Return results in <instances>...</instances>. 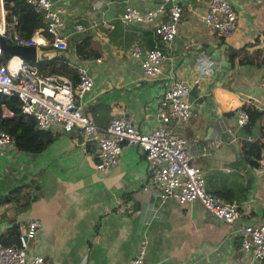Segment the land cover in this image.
<instances>
[{
  "label": "crops",
  "instance_id": "0c3cea01",
  "mask_svg": "<svg viewBox=\"0 0 264 264\" xmlns=\"http://www.w3.org/2000/svg\"><path fill=\"white\" fill-rule=\"evenodd\" d=\"M51 1L61 7L59 30L67 47L55 49L44 36L35 59L62 57L68 66L86 69L92 86L80 97L82 111L102 126L123 113L147 131L165 85L176 77L191 82V115L175 129L186 139L204 187L235 199L239 219L257 223L264 214V146L258 136L264 131V0H228L236 23L227 38L200 19L207 0H178L181 14L168 45L157 39L154 22L120 19L126 4L143 10L159 0ZM24 21L14 18L8 29L22 33ZM76 22L84 30H75ZM135 43L142 50L155 44L162 49L158 74L143 73L129 52ZM9 57L15 63L16 56ZM239 108L247 112L243 125L236 123ZM11 142L0 155V236L13 224L19 232L20 224L38 220L28 252L48 263L126 264L143 240L145 264L247 263L238 235L197 200L158 196L138 146L124 145L116 162L99 170L94 144L82 143L76 129H57L36 152L18 147L13 136ZM14 186L20 189L12 191Z\"/></svg>",
  "mask_w": 264,
  "mask_h": 264
},
{
  "label": "built area",
  "instance_id": "2783aa9c",
  "mask_svg": "<svg viewBox=\"0 0 264 264\" xmlns=\"http://www.w3.org/2000/svg\"><path fill=\"white\" fill-rule=\"evenodd\" d=\"M23 2L41 15L43 26L35 28L26 36L16 32L7 36V11L4 0H0V36L7 37L10 43L34 45L36 48L45 31L50 35L53 48L65 49L66 38L59 30L62 23L61 7L55 8L51 0ZM206 4L200 19L220 36L227 38L235 30L236 14L233 8L228 0H207ZM180 14L178 0H159L155 6L143 10L126 4L120 19L124 23L137 20L154 22L153 32L157 39L168 45L177 31ZM163 15L166 18L160 19ZM103 24L111 26L108 22L103 21ZM73 26L78 31L85 28L79 22ZM1 52L0 48V55ZM129 52L139 61L147 77L159 73L164 54L157 44L142 50L135 43ZM9 58L0 62V93L15 96L21 112L32 116L37 128L64 131L76 129L82 143L94 144L92 157L95 168L99 170L113 165L124 145L138 146L149 165L148 180L160 198L169 196L180 202L197 200L209 214L226 222L232 232L238 235L240 247L249 257L245 264H258L264 260V214L257 223L240 220L235 199H225L209 192L204 187L199 168L191 161L192 154L188 151L186 139L175 129L177 123L186 122L191 115V106L187 100L191 82L176 77L165 85L158 99L156 122L147 131L137 128L130 117L123 113L111 116L106 125L102 126L81 109L80 97L92 86V78L84 67L77 68L78 80L72 83L61 74H41L30 60L16 56L15 63L11 64ZM197 78H192V82H196ZM261 86L264 91V77ZM0 113L7 115L10 111L1 105ZM246 122L247 112L239 108L236 111V123L243 125ZM11 145L10 135L0 127V155L6 153ZM130 204L126 202L123 205L129 209ZM39 226L38 220H29L19 225L15 242L4 244L0 241V264H50L42 254L28 252ZM144 248L145 240L138 244L126 264H145Z\"/></svg>",
  "mask_w": 264,
  "mask_h": 264
},
{
  "label": "trees",
  "instance_id": "16d2710c",
  "mask_svg": "<svg viewBox=\"0 0 264 264\" xmlns=\"http://www.w3.org/2000/svg\"><path fill=\"white\" fill-rule=\"evenodd\" d=\"M4 7L6 9L5 20L10 23L14 21V18L23 17L24 25H27L24 31L18 32L20 35H29L37 27L43 26V20L39 13L34 12L31 7L26 5L23 0H4ZM13 32L8 29L7 36ZM44 36L49 39L50 35L43 32ZM8 41V38H5ZM80 46H84L85 37L81 38ZM50 44V42H49ZM51 45V44H50ZM79 45L76 46V52H81ZM64 50V49H63ZM232 55L231 53H229ZM8 52H1L0 62H5L9 58ZM36 70L41 74H69L70 81L75 83L78 80V73H76V66H68L66 61L62 57H46L43 55L40 58L30 60ZM67 77V76H66ZM1 105L11 112V115H1L0 113V127L4 129L10 137L13 136L14 142L18 147H21L25 151L36 152L46 145L52 138L57 129H41L35 126V121L32 116L27 115L20 110V103L18 99L13 95H5L0 93V112ZM259 138L264 146V131L259 133ZM19 186L12 187V191L19 190ZM18 237V228L16 224L6 228L3 234L0 236V241L4 244H10L15 242Z\"/></svg>",
  "mask_w": 264,
  "mask_h": 264
},
{
  "label": "water",
  "instance_id": "95a60500",
  "mask_svg": "<svg viewBox=\"0 0 264 264\" xmlns=\"http://www.w3.org/2000/svg\"><path fill=\"white\" fill-rule=\"evenodd\" d=\"M0 48L2 52H8L10 55L19 56L26 60L35 59L34 45H20L7 42L3 36H0Z\"/></svg>",
  "mask_w": 264,
  "mask_h": 264
}]
</instances>
